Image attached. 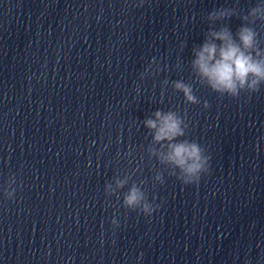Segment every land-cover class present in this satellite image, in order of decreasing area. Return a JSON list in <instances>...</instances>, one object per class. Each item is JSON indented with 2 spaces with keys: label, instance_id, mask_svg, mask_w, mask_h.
<instances>
[{
  "label": "clouds",
  "instance_id": "1",
  "mask_svg": "<svg viewBox=\"0 0 264 264\" xmlns=\"http://www.w3.org/2000/svg\"><path fill=\"white\" fill-rule=\"evenodd\" d=\"M235 15L233 9L217 8L209 12L207 20L211 25ZM241 19L244 23L235 34L226 25L218 29L210 26L204 43L193 48L195 58L191 61V68L195 77L200 84L220 96L237 98L244 91L256 93L264 85V48L260 46L259 34L253 27L257 21H264V4L251 8ZM163 83L166 85L169 81ZM172 86L183 93L186 103H200L192 84L176 80ZM204 106H208L207 101ZM153 117L143 121L152 134V142L147 149L149 157H154L160 165L170 170L183 185H198L202 176L209 172L210 157L205 148L195 140L184 138L188 124L177 111L157 110ZM154 179L164 183L161 172H157ZM9 183H15V179ZM127 184V177L117 178L115 189L112 184H107L105 189L111 195ZM5 192L11 198L15 189H6ZM122 203L125 208L139 210L148 217L156 210L137 183H132L124 193Z\"/></svg>",
  "mask_w": 264,
  "mask_h": 264
}]
</instances>
